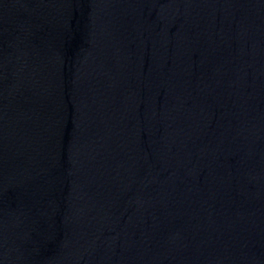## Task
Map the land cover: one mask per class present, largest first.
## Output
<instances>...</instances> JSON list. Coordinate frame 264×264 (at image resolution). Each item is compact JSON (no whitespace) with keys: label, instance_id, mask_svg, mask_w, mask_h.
<instances>
[{"label":"water","instance_id":"water-1","mask_svg":"<svg viewBox=\"0 0 264 264\" xmlns=\"http://www.w3.org/2000/svg\"><path fill=\"white\" fill-rule=\"evenodd\" d=\"M0 264H264V0H0Z\"/></svg>","mask_w":264,"mask_h":264}]
</instances>
